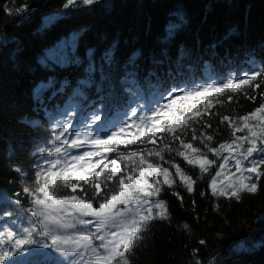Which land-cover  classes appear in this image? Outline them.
Returning a JSON list of instances; mask_svg holds the SVG:
<instances>
[{"label":"trees","instance_id":"trees-1","mask_svg":"<svg viewBox=\"0 0 264 264\" xmlns=\"http://www.w3.org/2000/svg\"><path fill=\"white\" fill-rule=\"evenodd\" d=\"M66 4L68 0H0V232L11 228L18 236H26L22 229L33 225L43 231L41 218L31 215L33 197L23 188L34 187L35 173L48 167L46 160L56 158L50 149L59 146L63 151L67 146L61 141L73 139L65 133L61 141L55 140L66 123L71 124L69 133L91 131L104 139L124 122L129 125L128 134L117 139H132V121L149 115L158 103H166L162 97L172 89L220 84L264 69V0H95L91 5L76 0ZM251 83L260 87L244 85L235 93L209 92L178 102L181 107L195 105L203 110L204 102L212 100L208 111L196 118L198 123L190 120V128L177 132L185 143L215 161L207 172L178 156L175 150L183 149L166 132H157L154 143L120 144L116 153H104L103 163L108 164L119 153L144 150L146 154L166 143L173 149L162 152L163 161L148 157L169 168L175 183L163 185L159 197L152 198L166 203L169 218L149 223L144 239L130 255V264H264V176L257 179L235 168L237 158L248 165L264 154L244 161L239 151L217 155L208 150L235 139L229 122H222L224 116L238 123V117L264 103V78ZM97 114L99 119L94 120ZM193 128L197 137L213 139L193 140ZM95 150L89 141L68 153ZM226 158L228 164L217 177ZM117 164L125 167L120 160ZM175 164L195 181L194 191H187ZM260 171L264 172V165ZM249 176L252 179L245 183L258 184L254 194L241 192L237 200L212 193L213 178L218 190L230 193L229 178L238 185L241 177ZM81 185L87 188L83 181ZM158 211L153 208V214ZM33 238L51 242L36 232ZM201 240L205 243L200 244ZM25 247L27 251L9 260L68 264L53 249ZM0 249L14 250L8 243H0Z\"/></svg>","mask_w":264,"mask_h":264},{"label":"snow or ice","instance_id":"snow-or-ice-1","mask_svg":"<svg viewBox=\"0 0 264 264\" xmlns=\"http://www.w3.org/2000/svg\"><path fill=\"white\" fill-rule=\"evenodd\" d=\"M84 4L91 5L95 0H82ZM76 0H68V4H75ZM65 5V7L68 6ZM258 77L264 78V69L245 74L240 78L228 79L226 82L207 83L191 90L172 89L166 97H162L166 103H158L157 106L149 109V115H141L138 121H132L134 131L132 139H117L128 134L129 125L122 122L114 131L102 139L99 134L94 135L91 131L73 130L69 133L70 123H66L56 133L55 140L61 141L65 133L73 137L71 141L65 138L61 142L67 147L61 149L57 146L50 149V154L55 159L46 160L47 168H40L35 173V186L23 188V192L33 197L32 203L35 210L31 211L33 217L41 218L39 223L43 231L33 227L22 229L26 236H18L17 232L8 228L6 232H0V243H8L13 251L0 249V264H4L10 257L27 251L26 245H37L45 249H53L59 253L68 264H130V255L135 247L144 239L143 233L147 231L149 223L154 219H168V210L163 200L153 201V197H159L163 185L171 187L175 181L171 179L172 173L169 168L159 163L151 162L148 157H157L163 161L162 152L173 151L170 143H166L160 150H144L128 153H119L115 159L104 164V153L111 155L116 153L119 145L155 142L156 133H168L172 141H179L180 148L176 154L184 158L190 165H198L201 172H207L209 167L215 163L209 160L202 150L193 147L192 143H185L177 134L178 130L183 132L191 127L189 121L198 123L197 117H202L212 106V100L204 102L203 110L197 109L195 105L181 107L178 102H184L194 96H200L209 92L223 94L225 91L237 92L242 90L244 85L249 87H260L259 84H252ZM172 92H178L173 96ZM246 95V93H245ZM264 95V93H262ZM231 100V96L227 97ZM254 99V97H249ZM218 103L220 101H217ZM132 115L136 112L133 110ZM93 119H99L98 114ZM238 123L224 116L223 121H228L233 129V139L229 143L220 144L219 148H209L210 152L217 155L221 151L232 153L239 151V156L244 161H249L256 153L264 154V103L254 111L237 118ZM208 127H211L209 124ZM238 132H246L245 135L236 136ZM147 133V135H145ZM141 137H144L141 140ZM192 139L211 141L212 136H196V130L192 129ZM90 143L95 146V151H85L79 155H70L68 149H78ZM248 146L245 148L244 145ZM115 145V146H110ZM44 151V149H41ZM196 154V155H193ZM93 157L100 159L93 161ZM120 160L124 164L121 168L117 164ZM103 167L101 168V165ZM228 159L220 165V171L216 172L219 177L225 170ZM264 165V155L259 161L251 160L245 165L241 159L235 160L237 172H247L256 175L257 179L264 176L260 166ZM176 175L187 188L188 192L194 191L195 181L187 176L179 164L173 165ZM100 171H96V169ZM125 168L128 171H125ZM20 172V169H16ZM123 173V174H122ZM162 177V180L160 179ZM151 178V183L149 179ZM249 177H241L239 184L228 179L227 192L217 187L215 178L211 181L213 195L219 192L221 196L240 199L241 192L256 193L258 184L256 182L245 183L244 180H251ZM86 185L87 188L81 185ZM223 183V182H222ZM104 185L102 188L101 185ZM79 188V194L77 189ZM70 189V192L67 191ZM19 195V193L17 194ZM179 196V193H174ZM182 200V197H181ZM93 201H97L94 206ZM17 205L20 201H15ZM153 208L159 211L153 214ZM188 228V225H185ZM67 230H73L70 234ZM33 232L38 236L50 238V243L33 238ZM6 235L7 239H4ZM98 242V243H97ZM200 244L205 241L201 240ZM35 251V249H34ZM71 257V259H68ZM9 264H17L9 260Z\"/></svg>","mask_w":264,"mask_h":264},{"label":"rangeland","instance_id":"rangeland-1","mask_svg":"<svg viewBox=\"0 0 264 264\" xmlns=\"http://www.w3.org/2000/svg\"><path fill=\"white\" fill-rule=\"evenodd\" d=\"M73 230H67V232L70 234ZM58 256L62 257L59 253Z\"/></svg>","mask_w":264,"mask_h":264},{"label":"bare ground","instance_id":"bare-ground-1","mask_svg":"<svg viewBox=\"0 0 264 264\" xmlns=\"http://www.w3.org/2000/svg\"><path fill=\"white\" fill-rule=\"evenodd\" d=\"M4 199H5V198H4ZM8 200H9V199H8ZM15 204H16V203H15ZM15 206H16V205H15ZM15 206H14V207H15Z\"/></svg>","mask_w":264,"mask_h":264}]
</instances>
